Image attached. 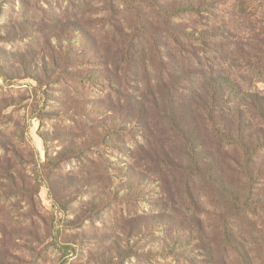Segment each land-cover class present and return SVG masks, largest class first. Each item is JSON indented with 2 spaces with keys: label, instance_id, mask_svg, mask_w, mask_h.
Masks as SVG:
<instances>
[{
  "label": "rangeland",
  "instance_id": "rangeland-1",
  "mask_svg": "<svg viewBox=\"0 0 264 264\" xmlns=\"http://www.w3.org/2000/svg\"><path fill=\"white\" fill-rule=\"evenodd\" d=\"M263 41L264 0H0V264H264V117L178 131L264 98Z\"/></svg>",
  "mask_w": 264,
  "mask_h": 264
},
{
  "label": "trees",
  "instance_id": "trees-1",
  "mask_svg": "<svg viewBox=\"0 0 264 264\" xmlns=\"http://www.w3.org/2000/svg\"><path fill=\"white\" fill-rule=\"evenodd\" d=\"M189 11L193 8L187 4L183 7ZM185 30V29H184ZM190 35H192L190 33ZM264 43V41H263ZM55 66H58L55 62ZM53 65L43 64L42 70L30 71V75H33L36 81L43 82V78H47L52 75L49 73V68ZM25 68V67H24ZM26 69V68H25ZM196 84V83H195ZM193 86V96L191 97V104L184 108L185 113L188 115L186 120L179 126L178 131L186 133L194 137L196 144L201 145L198 141L197 121L203 120L205 123L212 126L216 134L223 142H231L238 144L240 148H252L254 147L256 135H254L255 129L259 126L257 119L264 117V98L259 95H244V92L240 85L232 83L231 85H224L219 82V79L214 80V83L208 84V79L204 85L198 84ZM225 95H234L239 99V103H231L228 97ZM247 99V101H245ZM253 99V100H252ZM251 103L252 110L248 113L243 109L245 102ZM245 101V102H243ZM253 101V102H252ZM195 104V107L192 106ZM250 117H249V115ZM178 125L179 123L176 122ZM185 140L188 142L186 136L183 134ZM189 143V142H188ZM248 150V149H246ZM248 152V151H246ZM14 184V179L10 180Z\"/></svg>",
  "mask_w": 264,
  "mask_h": 264
}]
</instances>
